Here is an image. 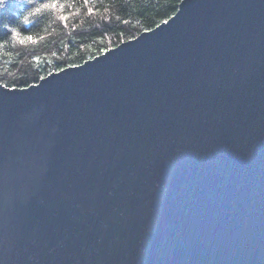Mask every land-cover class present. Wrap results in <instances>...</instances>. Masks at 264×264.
<instances>
[{
  "label": "water",
  "instance_id": "water-1",
  "mask_svg": "<svg viewBox=\"0 0 264 264\" xmlns=\"http://www.w3.org/2000/svg\"><path fill=\"white\" fill-rule=\"evenodd\" d=\"M0 264H264V0L0 84Z\"/></svg>",
  "mask_w": 264,
  "mask_h": 264
},
{
  "label": "trees",
  "instance_id": "trees-1",
  "mask_svg": "<svg viewBox=\"0 0 264 264\" xmlns=\"http://www.w3.org/2000/svg\"><path fill=\"white\" fill-rule=\"evenodd\" d=\"M180 1L8 0L0 9V84L27 87L79 65L166 21ZM53 2L62 7H44ZM24 9L27 24L19 18Z\"/></svg>",
  "mask_w": 264,
  "mask_h": 264
},
{
  "label": "clouds",
  "instance_id": "clouds-1",
  "mask_svg": "<svg viewBox=\"0 0 264 264\" xmlns=\"http://www.w3.org/2000/svg\"><path fill=\"white\" fill-rule=\"evenodd\" d=\"M32 0H26V3L28 4H31ZM8 3V0H0V9L4 8ZM30 14V12H28L27 9H24L20 12L19 14V18L23 20L24 22V19L25 17H28Z\"/></svg>",
  "mask_w": 264,
  "mask_h": 264
},
{
  "label": "snow or ice",
  "instance_id": "snow-or-ice-1",
  "mask_svg": "<svg viewBox=\"0 0 264 264\" xmlns=\"http://www.w3.org/2000/svg\"><path fill=\"white\" fill-rule=\"evenodd\" d=\"M58 6L62 7V5H58V4L55 3V2H53V3L49 4V5H44V7H50V8H52V9H56ZM35 11H36V12H39V11H40V8H36ZM29 15H31V13H30ZM28 22H29V16H28V17H25V19H24V23H25V24H27ZM14 34H15V33H14Z\"/></svg>",
  "mask_w": 264,
  "mask_h": 264
}]
</instances>
